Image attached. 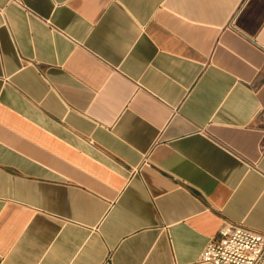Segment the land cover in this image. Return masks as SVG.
Segmentation results:
<instances>
[{
    "label": "crops",
    "instance_id": "1",
    "mask_svg": "<svg viewBox=\"0 0 264 264\" xmlns=\"http://www.w3.org/2000/svg\"><path fill=\"white\" fill-rule=\"evenodd\" d=\"M263 140L264 0H0V264H211Z\"/></svg>",
    "mask_w": 264,
    "mask_h": 264
},
{
    "label": "built area",
    "instance_id": "2",
    "mask_svg": "<svg viewBox=\"0 0 264 264\" xmlns=\"http://www.w3.org/2000/svg\"><path fill=\"white\" fill-rule=\"evenodd\" d=\"M260 148H264V140ZM200 259L211 264H264V231L224 220L217 238L208 240Z\"/></svg>",
    "mask_w": 264,
    "mask_h": 264
}]
</instances>
